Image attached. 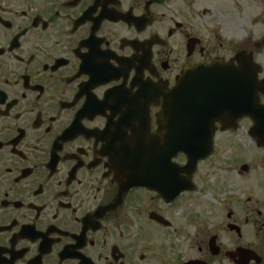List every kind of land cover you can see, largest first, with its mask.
<instances>
[{"label": "flooded vegetation", "instance_id": "flooded-vegetation-1", "mask_svg": "<svg viewBox=\"0 0 264 264\" xmlns=\"http://www.w3.org/2000/svg\"><path fill=\"white\" fill-rule=\"evenodd\" d=\"M213 62L188 165L160 112ZM0 264H264V0H0Z\"/></svg>", "mask_w": 264, "mask_h": 264}, {"label": "water", "instance_id": "water-1", "mask_svg": "<svg viewBox=\"0 0 264 264\" xmlns=\"http://www.w3.org/2000/svg\"><path fill=\"white\" fill-rule=\"evenodd\" d=\"M222 69L228 70L229 67L227 65H221V63L219 62H213L212 64L204 67L200 66L191 70H186L183 75L177 79L175 86L170 92V100L164 103L163 108L160 112L161 118L159 122H163L162 120L164 119L165 122H168V127H170L171 130V155L179 150L184 151L191 161L190 165H195V163L200 158H203L207 154H209L212 147L210 143L211 137L207 133L196 132V125L184 124L185 120H189L190 115L187 114L188 117L185 118L182 115V112L190 113L192 111H195V109H197L202 103L201 97L198 92L200 83V81L198 80V78H200L198 74L203 75V84L205 83V81H207L209 86H212V90L214 88L220 89L222 86V81L229 80V78H224L221 74L223 73L220 72ZM232 69H234L235 72L238 73L242 72L237 68ZM245 72L247 74L245 100L247 105H249V109L246 108L248 111L245 112L252 113L254 111H258L256 107L259 95L258 68L252 56H250V70L246 69ZM231 85L229 81V88L233 89ZM240 85L241 83H239L238 79L235 78L233 83L234 89H238ZM218 95H216V92L213 91L212 93H209L208 96L211 97ZM229 97L230 100H232V95H229ZM234 97H237V95H234ZM210 100L212 99H209V101ZM204 101L205 99L203 100V102ZM235 103L237 104V101Z\"/></svg>", "mask_w": 264, "mask_h": 264}, {"label": "rangeland", "instance_id": "rangeland-1", "mask_svg": "<svg viewBox=\"0 0 264 264\" xmlns=\"http://www.w3.org/2000/svg\"><path fill=\"white\" fill-rule=\"evenodd\" d=\"M202 169H203L202 171L208 173L209 176L211 177L210 180H211V186L212 187L215 183H217V182L219 183L220 190L218 193V199L216 198L218 203L216 204L215 207L223 210L224 204H225V202L229 196L228 195V189H229V186H231L229 184V182L225 179V173H223V169L221 167H219V165L216 162L214 163L212 160L205 163L203 165ZM202 201L204 204H207V202H208V200H206L205 198H202ZM204 210H206V209H204Z\"/></svg>", "mask_w": 264, "mask_h": 264}]
</instances>
